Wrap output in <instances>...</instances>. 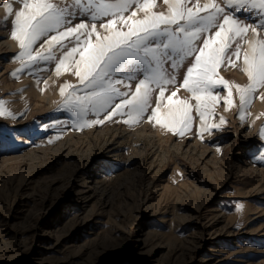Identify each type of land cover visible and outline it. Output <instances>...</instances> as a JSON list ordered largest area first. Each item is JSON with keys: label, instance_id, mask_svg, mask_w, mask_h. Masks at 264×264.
<instances>
[{"label": "rangeland", "instance_id": "1", "mask_svg": "<svg viewBox=\"0 0 264 264\" xmlns=\"http://www.w3.org/2000/svg\"><path fill=\"white\" fill-rule=\"evenodd\" d=\"M48 2L72 13L64 28L84 23L80 39L93 44L97 35L103 40L113 30L127 32L144 18L143 0L129 7L124 20H92L75 0ZM173 2L150 0L149 11L168 16ZM184 4L193 11L215 4L224 9L217 25L228 15L249 31L226 40L227 52L239 46L240 56H233V63L225 57L216 79L227 81L232 103L228 88L217 85L218 99L209 104L203 127L199 102L183 87L193 58L179 68L165 63L177 82L167 86L163 103L175 92L173 102L190 106L192 123L181 135L150 122L147 114L133 124L125 123L124 115L107 120L103 113L82 116L65 107L74 90L78 96L90 91L77 75L78 53L55 71L76 46L75 37L64 41L66 47L51 49L55 59L24 67L13 36L23 0H0V264H264V88L256 89L248 105L236 88L251 83L243 55L250 41H264V11L233 10L226 0ZM113 19L111 29L102 26ZM93 24L96 31L89 37ZM218 30L205 35L215 39ZM46 39L31 50L47 54ZM136 75L134 81L120 73L112 79L123 81L116 87L131 93L143 79V73ZM158 91L152 93V108ZM96 119L103 123L80 126ZM192 249L194 258L188 255Z\"/></svg>", "mask_w": 264, "mask_h": 264}, {"label": "snow or ice", "instance_id": "2", "mask_svg": "<svg viewBox=\"0 0 264 264\" xmlns=\"http://www.w3.org/2000/svg\"><path fill=\"white\" fill-rule=\"evenodd\" d=\"M136 2L137 0H87L86 4H82L81 0H75L76 6L82 7L85 13L91 15L92 20L108 16L114 19L119 16L124 20L123 14ZM226 2L233 10L251 8L264 11V0H226ZM150 7V0H143V3L139 4V8L144 12L142 20L137 21L127 32L113 30L103 40L97 35V42L93 44L90 39L83 41L80 39L83 35L81 30L86 28L84 23L64 28L68 23L66 18L72 13L57 8L48 0H23L24 10L15 15L13 36L19 41V46L23 50L20 53L21 59L26 58L24 67L41 60L55 59L51 49L56 45L64 48L66 47L64 41L75 37L76 46L64 55L55 71L59 74L65 62L78 53L79 60L76 64L80 70L77 75L80 84L90 91L84 96H78L74 90L65 101V107L78 110L82 116L88 112L97 116L103 113L104 119L107 120H111L116 115H124L128 117L124 122L133 124L144 119L147 114L150 122L162 125L169 131H179L182 135L192 123V117L189 115L190 106L183 100L173 102L172 97L176 95L175 92L167 97V104L163 103L167 86L175 85L177 82L176 77L169 75L165 70V63L171 60V66L179 68L187 58H193L194 63L187 68V74L183 79V87L199 102V115L203 127L209 104L218 99L213 95L217 85L223 84L228 88V103H232L231 87L227 81L216 79L217 68L225 57L229 63H233L232 57L238 59L240 56L239 46L233 52H227L231 44L226 43V40L230 41L231 37L246 34L249 29L247 26H241L238 20L228 15H224L223 23L217 25L216 21L224 9L215 4L205 5L203 8L197 5L196 11H193L185 6L184 0H174L170 5L168 16L150 13ZM209 8H213L214 12L206 16L200 15V12ZM8 12L12 13L11 5H8ZM135 15L136 13L133 12L132 16ZM114 19L102 26L111 29ZM214 27L219 29L214 33L215 39L212 35H205ZM261 27H264V23ZM62 28L63 31L60 30ZM53 31L56 34L49 36ZM95 31L96 26L93 24L89 37ZM252 31L255 36V29ZM202 36H204L203 40H201ZM41 37H47L45 40V45L48 47L47 54L31 50ZM162 37L165 39H160ZM197 41L201 43L198 45ZM176 56L179 60L174 59ZM243 65V70L248 74L251 83L247 87L237 85L236 88L240 92L242 104L248 105L256 89L264 88V41L249 42L248 49L243 55ZM117 73L123 74L129 81L137 80L136 74L143 73V79L137 81L134 92H123L116 87L123 81L112 79ZM157 89L158 102L155 108H152V93ZM61 91L63 94V89ZM118 97L120 100L116 103ZM0 114H3L2 107ZM223 122L221 119V123ZM97 123H103V120H84L80 126L87 127Z\"/></svg>", "mask_w": 264, "mask_h": 264}, {"label": "bare ground", "instance_id": "3", "mask_svg": "<svg viewBox=\"0 0 264 264\" xmlns=\"http://www.w3.org/2000/svg\"><path fill=\"white\" fill-rule=\"evenodd\" d=\"M161 10V9H160ZM160 14V13H159ZM114 28V27H113ZM246 133H248V132H246ZM250 133V132H249ZM248 133V134H249ZM245 134V133H244ZM245 136H246V134H245ZM249 137H252V135H248ZM81 224H83V223H81ZM213 230H214V228H213ZM61 239V238H60ZM201 241H199V243H200ZM57 243V244H56ZM55 246H58L59 244H60V241L59 240H57L56 242H55ZM46 250V249H45ZM196 253H197V249H192L189 253H188V255H190L192 258H194L195 257V255H196ZM202 258H204V257H202ZM200 259V258H199ZM209 259V258H208ZM202 260V259H201Z\"/></svg>", "mask_w": 264, "mask_h": 264}]
</instances>
